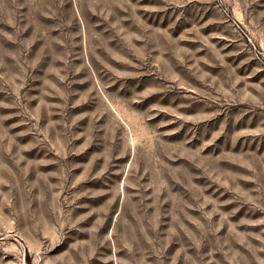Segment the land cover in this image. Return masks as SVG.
I'll list each match as a JSON object with an SVG mask.
<instances>
[{"label": "rangeland", "instance_id": "rangeland-1", "mask_svg": "<svg viewBox=\"0 0 264 264\" xmlns=\"http://www.w3.org/2000/svg\"><path fill=\"white\" fill-rule=\"evenodd\" d=\"M0 264H264V0H0Z\"/></svg>", "mask_w": 264, "mask_h": 264}]
</instances>
